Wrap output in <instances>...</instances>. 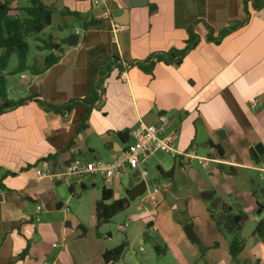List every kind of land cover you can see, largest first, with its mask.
Returning a JSON list of instances; mask_svg holds the SVG:
<instances>
[{
	"label": "crops",
	"instance_id": "1",
	"mask_svg": "<svg viewBox=\"0 0 264 264\" xmlns=\"http://www.w3.org/2000/svg\"><path fill=\"white\" fill-rule=\"evenodd\" d=\"M42 1L53 8L52 23L55 16L71 20L50 36L59 60L39 74H17L21 91L18 97L8 94V98L23 102L0 115V180L4 185L0 187V264H10L27 240L30 253L16 264H77L72 250L76 237L69 234L73 223L66 212L69 205H64L60 193L64 181L72 195L77 186L89 189L95 224L96 204L104 188L112 191V201L128 198L131 203L148 191V182L126 188L123 179L128 177L108 181L99 176V187L97 176L70 179L61 174L76 158L114 160L132 143L136 127L157 125L160 116L166 118V134L173 137L178 152L210 161L204 167L194 158L154 154H160L154 160L159 180L152 182L150 195L155 200L144 204L155 202L156 216L146 211L133 217L144 218L148 229L162 228L168 242L171 237L178 250L182 247L199 261L195 242L188 239L184 227L191 224L196 233V220L201 219L198 225L204 234L216 236L218 229L202 194L211 192L213 199L220 197L229 205V200L237 202L243 191L249 192L248 182L255 184L252 175L259 178L256 168L264 161V5L255 10L252 1L246 6L244 0H147L140 7L126 6L123 0ZM64 10L80 17L63 14ZM113 23L122 26L116 36L111 32ZM191 28L199 41L180 65L161 60L152 73L136 65L185 48ZM224 29L231 32L220 37ZM72 33H78L79 40L69 46ZM123 71L127 80L121 78ZM252 98L257 99L256 106L250 104ZM89 108L88 121L81 128ZM126 131L129 137L123 139L119 133ZM212 146H219L225 157ZM256 147L261 156H254ZM200 149L210 152L202 154ZM219 165L227 170H219ZM172 168V178L161 177L160 169ZM36 169L50 170L55 176L37 179ZM142 183L145 190L131 198ZM38 204L43 205L41 214L54 216V209L63 210L64 222L37 221ZM246 210L249 222L256 226L262 211L254 204ZM75 219L77 227L83 226ZM86 235H79V240ZM256 236L253 232L252 238ZM97 249L101 263L106 264L103 254L109 248L100 241ZM252 256L250 261L262 264L264 251L260 257Z\"/></svg>",
	"mask_w": 264,
	"mask_h": 264
},
{
	"label": "rangeland",
	"instance_id": "2",
	"mask_svg": "<svg viewBox=\"0 0 264 264\" xmlns=\"http://www.w3.org/2000/svg\"><path fill=\"white\" fill-rule=\"evenodd\" d=\"M26 5V0H23L19 3V6ZM69 20L71 19L55 16L52 25L46 28L40 35H38L39 39H28L30 46L28 55L29 62L36 60L37 67L40 68L43 66V57L49 52H42L38 46H42V41L49 40L50 36H56L58 33L57 27L61 24L68 23ZM72 22L75 23L77 21L73 20ZM74 25L76 26L79 24L76 23ZM16 65L17 57L14 55L10 60L5 74H8L10 71H12ZM19 78V75H7V87L10 98L18 97V91H21ZM200 152L202 154H207L210 152V149H200ZM160 153L165 154L162 152ZM157 156H152L148 160L147 164L143 166L145 170L147 169L148 176L145 179H143L141 176H138V181L135 183V185H137L139 182L146 180L148 182V191L138 196L130 203V206L125 211L117 214L111 219L109 223L102 225L98 231L96 229L97 223L95 224L94 222L95 214L91 203L93 197H89V189L82 190L77 186L76 194L72 195L65 181L63 185L60 186V193L64 195L62 202L65 206L69 205L66 212L68 217H71L73 223V227L69 230V234L75 235L76 237V242L72 245V250L75 251V261L77 264H87L88 259L91 260V264H102V260L99 258V256H97V246L99 245V242L101 241V244L106 245L109 249H113L124 240L128 241L129 246L120 262L116 264H227L228 259L230 262L228 264H232L228 250V245L232 239V236L226 234L220 229H216V236L212 232H210V234L208 233V235L204 234L205 230L203 231V228L199 226L200 223H202L201 219L196 220L197 234L194 232V234L196 236L198 235L200 238L197 243H194L197 250L196 252H198L200 256L199 261L195 262L192 254L189 251L184 250L182 247L179 248L181 250L177 249V247L172 243L170 236L169 242L165 239L162 228L159 227L148 229L146 227L144 218L133 217V215H140L146 211L156 216V210L154 208L155 202L153 204H144V202L151 193H154L152 182L155 179H158V172L154 164V160ZM134 174L136 173L132 172L130 177L123 179V184L126 188L130 187L131 178ZM201 174L206 179H208V175L204 171H201ZM252 178L255 180V184L253 185L251 182H248L247 186L249 192L243 191V194H241V197L237 202H232L229 200V203L232 205L234 213H242L245 215H247L246 206L254 204L257 211H262L259 217L264 220V181L256 177V175H252ZM96 180L98 182V186L100 187V177L97 176ZM85 182L90 185L88 180H85ZM80 195L83 197L82 200L80 199ZM54 210V216L42 213L40 214V220L42 222L57 221L63 223L65 217L64 211L56 209ZM30 212L32 214L35 213V207L32 205L30 206ZM73 215L77 217L82 223L83 227L87 229L86 239L84 240H79V235H82L81 228L77 227L79 222L76 221ZM34 222L36 225L38 224V222ZM256 226L254 222H249L248 220L242 229V235L245 239V251L239 255L238 259L240 262H245L247 259L252 260V254L260 257L262 250L264 251V238L261 239V242L256 241V238H258L257 236L254 239L252 238ZM97 232L100 234V237L97 235ZM156 245L162 249H165V252L158 253L155 248ZM200 246L206 248L203 256H201ZM180 252H182V258L180 256ZM262 264H264V260L262 261Z\"/></svg>",
	"mask_w": 264,
	"mask_h": 264
},
{
	"label": "trees",
	"instance_id": "3",
	"mask_svg": "<svg viewBox=\"0 0 264 264\" xmlns=\"http://www.w3.org/2000/svg\"><path fill=\"white\" fill-rule=\"evenodd\" d=\"M23 0H0V115L19 106L23 101H14L8 98V80L7 75H17L23 72H30L31 74H39L59 60V56L55 55L52 51V39L42 41V46H38L41 51H48L43 63V67H37V61L33 64L29 63L28 55L30 46L28 43L29 38H38L46 28L52 25L53 10L44 4L42 0H26V6H19V3ZM247 6L248 1H252L253 9H260L264 5V0H244ZM63 14L74 15L80 17L77 12H71L64 10ZM247 16H250L248 8H246ZM243 22L241 25H244ZM88 24L84 23L86 29ZM230 29H224L220 32V37H224L230 33ZM213 31L211 30V34ZM212 36V35H211ZM217 38H211V41L217 42ZM198 36L193 32L192 28L189 30V38L186 41L185 48L182 50H171L164 54H157L151 58L136 62V65L147 73H152L155 64L161 60H164L168 64L180 65L183 58L194 49L198 43ZM17 57V65L8 74L5 71L10 63L12 56ZM90 108L87 109V114L84 118L81 128L86 126L90 115ZM119 135L126 139L129 137V131L125 133H119ZM214 147L221 158L225 157L223 150L219 146ZM50 158V157H48ZM47 158V159H48ZM43 159L41 161H45ZM40 163V162H38ZM37 163V164H38ZM219 170H227L223 165L218 166ZM10 175H16L15 173H8ZM162 178L170 179L174 174V168L165 172L160 169ZM138 174H134L131 178V185L138 181ZM140 183V182H139ZM0 187L4 189L2 179L0 180ZM72 193V189H70ZM113 199V193L105 188L102 191L101 199L96 204V229L106 223H109L113 217L117 214L125 211L130 206V200L128 198H121L119 200ZM208 211L218 229L224 231L226 234L232 236L229 243V255L233 264H258L252 261H239V255L244 251L245 239L242 235V229L245 223L248 222L249 217L242 213H234L233 207L227 204L222 198L216 197L211 201H208ZM82 236L86 235V228L81 226ZM255 235L259 238H264V220H261L256 228ZM100 237V234L97 232ZM217 245V244H216ZM129 244L127 240H124L117 247L106 250L103 254V259L106 264H116L122 259ZM158 253L165 252V249L155 246ZM31 250V242L26 241L25 248L15 255L10 264H16L19 261H24L29 255ZM206 248L200 246L201 256H203Z\"/></svg>",
	"mask_w": 264,
	"mask_h": 264
},
{
	"label": "built area",
	"instance_id": "4",
	"mask_svg": "<svg viewBox=\"0 0 264 264\" xmlns=\"http://www.w3.org/2000/svg\"><path fill=\"white\" fill-rule=\"evenodd\" d=\"M95 5L99 6L100 2L96 1ZM121 25L113 23L111 32L116 36L121 30ZM123 80H127V72L123 71L121 74ZM252 106L257 105V99L250 100ZM167 120L165 117H159L157 125H149L141 123L131 132L133 139L122 153L112 161L93 160L85 161L76 158L70 162L65 171L61 174L64 178H86L90 176H101L105 180L112 181L114 179H122L130 177L132 172H135L141 177L147 176V170L143 168L148 160L158 152L168 154L174 158L186 157L196 159L204 167L210 161L209 158H199L194 156L191 152H178L174 146V139L172 136L166 134ZM256 171L261 180L264 181V161H261ZM55 174L50 170H35V177L37 179L53 178ZM155 200L153 195H149L145 203H151ZM43 210V205L36 206V220L40 221V214ZM56 246V245H55Z\"/></svg>",
	"mask_w": 264,
	"mask_h": 264
},
{
	"label": "water",
	"instance_id": "5",
	"mask_svg": "<svg viewBox=\"0 0 264 264\" xmlns=\"http://www.w3.org/2000/svg\"><path fill=\"white\" fill-rule=\"evenodd\" d=\"M123 2L126 6L140 7V6H144L147 3V0H123ZM51 9L53 10V8H51ZM78 40H79V34L78 33H72V34H70V36L68 38V45L74 46L77 44ZM205 145L208 146L209 144H205ZM255 153H256V155L258 154L259 156L262 155L257 147L255 148L254 156H255ZM259 156H257V158ZM145 188H146V184L142 183L141 185L137 186L131 192L130 197L133 198L137 195H140L145 190ZM213 195L214 194L211 192H205L202 194V198L205 200L211 201L213 199ZM184 232L190 241L195 242V243L198 242L197 236L194 234L191 224H188L187 226L184 227Z\"/></svg>",
	"mask_w": 264,
	"mask_h": 264
}]
</instances>
